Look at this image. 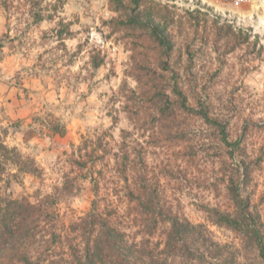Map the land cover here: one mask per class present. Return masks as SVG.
Returning <instances> with one entry per match:
<instances>
[{
    "label": "rangeland",
    "instance_id": "rangeland-1",
    "mask_svg": "<svg viewBox=\"0 0 264 264\" xmlns=\"http://www.w3.org/2000/svg\"><path fill=\"white\" fill-rule=\"evenodd\" d=\"M138 1L121 12L109 0H0V132L36 168L8 166L0 193L52 212L59 238L40 250L43 264H72L70 248L92 240L93 206L149 251L131 263L259 264L251 240L213 212L235 215L238 185L264 236V20L217 0ZM129 16L151 20L170 50ZM168 215L198 226L180 250L165 248ZM120 259L114 250L102 264Z\"/></svg>",
    "mask_w": 264,
    "mask_h": 264
},
{
    "label": "trees",
    "instance_id": "trees-1",
    "mask_svg": "<svg viewBox=\"0 0 264 264\" xmlns=\"http://www.w3.org/2000/svg\"><path fill=\"white\" fill-rule=\"evenodd\" d=\"M131 3H134L137 11L139 9V1L131 0ZM109 4L116 11H126L122 0H109ZM34 17L36 22L44 20V16H41L39 13L34 14ZM45 17L49 20L54 19L52 15ZM138 17L132 18L129 16V25H132L135 29L148 31L154 37L155 42L165 52H168L170 50V44L163 35V32L159 31L158 27L154 26L151 20H141ZM61 31H64V29ZM61 31L58 37H61L63 34ZM65 35L69 34L66 32ZM92 64L94 69L98 68L99 64L95 63L94 60H92ZM177 93L180 98V107L183 110H189L182 94ZM198 115L206 123L216 125L219 128L223 144L233 147L238 146L237 142L230 144L227 141L224 126L208 118L205 112H200ZM52 132L62 137L64 136L65 129L58 125L52 128ZM5 138V134L0 132V182L4 173L7 172L8 166L15 167L17 172L21 171L27 174L35 173L36 168H34L35 163L33 160H24L15 147L9 148L6 145ZM75 164L79 167H84L85 163L77 161ZM8 171L9 173L7 175L9 177L15 176V174L10 173V169ZM8 185L9 182L7 180L5 186L8 187ZM93 192L95 194L97 192L96 184H93ZM229 195L236 208L235 215L232 217L220 212H213V222L218 226L233 230L249 238L257 251L259 264H264V236L258 218L250 212L248 201L241 196L238 185H232L229 188ZM152 214L154 215V213ZM51 215H53L52 212H47V209L43 205H33L24 200L7 199L0 193V260H2L0 264L9 261H14L18 264H43L40 250L43 247L45 248L43 252L48 251L50 249L49 246L54 244L56 238H59L55 233L53 221L49 218ZM87 218H91L92 222L88 224L84 223L86 219H80V221L86 226L90 225L91 228H89L88 233H90V239L92 240L84 244L81 242L84 245L81 250H78V248H70L72 264H102L104 259H109V255L114 250H116L118 257L121 258L120 264H134L131 263L132 260L136 261L141 257H149V251L145 248L138 251V246L135 243H128L124 233H117L106 219H102V216L96 212L95 206H93ZM163 222H168L170 226L165 248H177L180 242L183 241L184 243L188 237L199 235V233L195 232L198 226H193L186 220L179 219L176 216L168 215ZM46 228L48 229L47 233L51 235V239L44 242V245H40L38 237L41 235V232H45L44 230ZM46 243L49 245H46ZM180 248L179 246L177 250H180Z\"/></svg>",
    "mask_w": 264,
    "mask_h": 264
},
{
    "label": "built area",
    "instance_id": "built-area-1",
    "mask_svg": "<svg viewBox=\"0 0 264 264\" xmlns=\"http://www.w3.org/2000/svg\"><path fill=\"white\" fill-rule=\"evenodd\" d=\"M223 5H227L234 10H250V16L257 19L264 20V0H217ZM248 8V9H247ZM246 17V16H245Z\"/></svg>",
    "mask_w": 264,
    "mask_h": 264
}]
</instances>
